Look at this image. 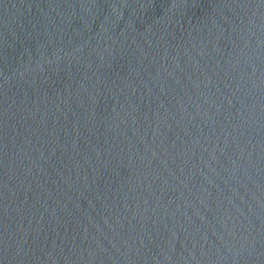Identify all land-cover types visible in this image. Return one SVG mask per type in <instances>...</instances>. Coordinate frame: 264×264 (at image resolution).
I'll return each instance as SVG.
<instances>
[{
	"label": "water",
	"instance_id": "water-1",
	"mask_svg": "<svg viewBox=\"0 0 264 264\" xmlns=\"http://www.w3.org/2000/svg\"><path fill=\"white\" fill-rule=\"evenodd\" d=\"M0 264H264V0H0Z\"/></svg>",
	"mask_w": 264,
	"mask_h": 264
}]
</instances>
